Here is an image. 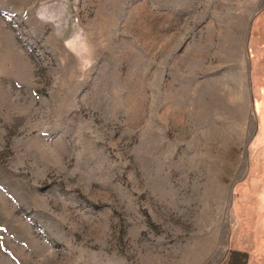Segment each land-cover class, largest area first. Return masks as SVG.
<instances>
[{
	"label": "rangeland",
	"instance_id": "obj_1",
	"mask_svg": "<svg viewBox=\"0 0 264 264\" xmlns=\"http://www.w3.org/2000/svg\"><path fill=\"white\" fill-rule=\"evenodd\" d=\"M264 264V0H0V264Z\"/></svg>",
	"mask_w": 264,
	"mask_h": 264
},
{
	"label": "flooded vegetation",
	"instance_id": "obj_2",
	"mask_svg": "<svg viewBox=\"0 0 264 264\" xmlns=\"http://www.w3.org/2000/svg\"><path fill=\"white\" fill-rule=\"evenodd\" d=\"M234 252H232V250H230L229 252V258L227 260V264H244V262L246 261L245 257L241 254L236 255L237 251L240 250H233ZM240 252H245V251H240ZM248 261V259H247ZM247 261L245 264H247Z\"/></svg>",
	"mask_w": 264,
	"mask_h": 264
},
{
	"label": "water",
	"instance_id": "obj_3",
	"mask_svg": "<svg viewBox=\"0 0 264 264\" xmlns=\"http://www.w3.org/2000/svg\"><path fill=\"white\" fill-rule=\"evenodd\" d=\"M232 252H234V251L232 250ZM239 254L243 255V256L245 257L246 261H247V259H248V253H247V252H240V251H237V252H236V255L239 256ZM246 261L244 262V264L246 263Z\"/></svg>",
	"mask_w": 264,
	"mask_h": 264
}]
</instances>
